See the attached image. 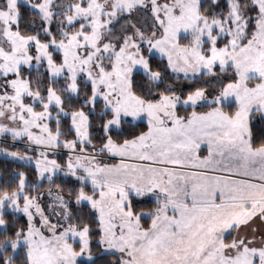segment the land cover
I'll use <instances>...</instances> for the list:
<instances>
[{
    "label": "snow or ice",
    "instance_id": "6c2138e0",
    "mask_svg": "<svg viewBox=\"0 0 264 264\" xmlns=\"http://www.w3.org/2000/svg\"><path fill=\"white\" fill-rule=\"evenodd\" d=\"M0 264H264V0H0Z\"/></svg>",
    "mask_w": 264,
    "mask_h": 264
},
{
    "label": "trees",
    "instance_id": "16d2710c",
    "mask_svg": "<svg viewBox=\"0 0 264 264\" xmlns=\"http://www.w3.org/2000/svg\"><path fill=\"white\" fill-rule=\"evenodd\" d=\"M256 127H257V131H259V129H260V125H257Z\"/></svg>",
    "mask_w": 264,
    "mask_h": 264
}]
</instances>
